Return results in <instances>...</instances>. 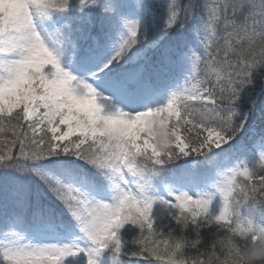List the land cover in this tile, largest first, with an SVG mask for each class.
Listing matches in <instances>:
<instances>
[{
    "label": "snow or ice",
    "instance_id": "obj_1",
    "mask_svg": "<svg viewBox=\"0 0 264 264\" xmlns=\"http://www.w3.org/2000/svg\"><path fill=\"white\" fill-rule=\"evenodd\" d=\"M253 195L264 0H0V264H171Z\"/></svg>",
    "mask_w": 264,
    "mask_h": 264
},
{
    "label": "clouds",
    "instance_id": "obj_2",
    "mask_svg": "<svg viewBox=\"0 0 264 264\" xmlns=\"http://www.w3.org/2000/svg\"><path fill=\"white\" fill-rule=\"evenodd\" d=\"M257 205H264V198L254 195L243 198L233 197L231 205L226 203L225 208L221 210L229 223L210 218V224L216 227L217 231L223 228L229 229L226 244L222 237L214 235L211 242V246L219 245L222 250H226L225 256H219L214 249L207 253L201 251L198 246L201 245L203 237L195 234L190 236L181 231L171 240L169 257L171 264H264V225L255 220L253 211ZM182 223L187 226L186 220ZM250 235L255 239H247ZM237 238L247 240L246 246L241 247ZM197 248L199 255L194 257L186 255V249Z\"/></svg>",
    "mask_w": 264,
    "mask_h": 264
},
{
    "label": "trees",
    "instance_id": "obj_3",
    "mask_svg": "<svg viewBox=\"0 0 264 264\" xmlns=\"http://www.w3.org/2000/svg\"><path fill=\"white\" fill-rule=\"evenodd\" d=\"M162 2V0H161ZM201 3L205 2V0H200ZM248 141L245 140V143H247ZM240 154V153H239ZM246 162L249 163V165H252L256 162L257 156L253 153V154H248L245 156ZM241 180H243V178H241ZM244 211V209L242 208V212ZM254 211V218L257 222L261 223L262 225H264V205H257L256 208L253 210ZM129 226H126L125 229V235L128 239H131L132 236L135 234V232L132 230L131 232L127 231V228ZM173 228H174V235H179L180 234V228L179 226L175 225L173 222ZM167 230V226H165V231ZM215 231V227L213 226L210 228H203L201 229V236L203 237L202 243L200 246H198L200 248L201 251L207 253L208 251L211 250V242L214 239L213 236V232ZM190 236H194V233H192L191 231H189L187 233ZM133 247L132 245H129V248ZM186 255L190 256V257H194L199 255V253L194 250V249H186Z\"/></svg>",
    "mask_w": 264,
    "mask_h": 264
}]
</instances>
